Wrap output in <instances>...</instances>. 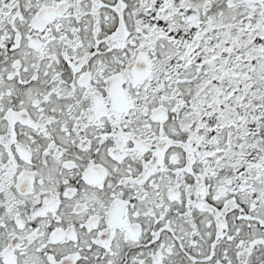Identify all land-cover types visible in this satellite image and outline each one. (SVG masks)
I'll list each match as a JSON object with an SVG mask.
<instances>
[{
	"label": "snow or ice",
	"instance_id": "6c2138e0",
	"mask_svg": "<svg viewBox=\"0 0 264 264\" xmlns=\"http://www.w3.org/2000/svg\"><path fill=\"white\" fill-rule=\"evenodd\" d=\"M0 264H264V0H0Z\"/></svg>",
	"mask_w": 264,
	"mask_h": 264
}]
</instances>
